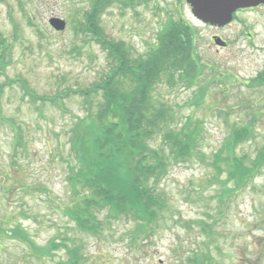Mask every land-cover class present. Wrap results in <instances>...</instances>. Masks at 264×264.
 Masks as SVG:
<instances>
[{
	"label": "rangeland",
	"instance_id": "374dc122",
	"mask_svg": "<svg viewBox=\"0 0 264 264\" xmlns=\"http://www.w3.org/2000/svg\"><path fill=\"white\" fill-rule=\"evenodd\" d=\"M93 2L0 0V264H56L65 249L51 246L62 241L78 247L82 264H264V6L217 28L196 20L185 0H111L90 25ZM51 17L65 29H51ZM175 22L189 28L201 72L189 86L179 70L163 72L150 92L153 105L171 101L173 131L198 126L184 134L194 132L191 156L170 162L160 180L165 219L146 239L124 218L83 232L67 211L64 163L77 164L72 129L88 116L75 91L112 69L99 38L142 58ZM216 156L248 158L260 171L236 187Z\"/></svg>",
	"mask_w": 264,
	"mask_h": 264
},
{
	"label": "trees",
	"instance_id": "16d2710c",
	"mask_svg": "<svg viewBox=\"0 0 264 264\" xmlns=\"http://www.w3.org/2000/svg\"><path fill=\"white\" fill-rule=\"evenodd\" d=\"M110 1L94 0L90 11L86 12L88 24H92L101 8ZM172 25L169 30L167 26L159 33L154 49L150 48L144 57L137 59L130 58L121 43L111 44L99 38L98 43L112 57V69L90 88L75 91L82 95L88 116L84 119L85 124L80 127L78 122L72 129L71 151L76 154L77 164L70 156L64 163L66 181L74 200L67 211L83 232L96 234L100 227L124 218L137 223L136 238L146 239L165 219L168 207L159 189L160 180L166 175L170 162L191 156L194 132L189 136L184 134L198 126L185 123L178 131H173L168 126L174 114L171 101L166 98L153 105L150 92L163 72L179 70L181 80L187 86L194 84L201 72L197 56L192 55L188 42L189 28L182 22ZM87 32L94 31L88 26ZM93 97L99 99L93 101ZM92 107L94 111H91ZM243 136L244 139L247 137L243 132L238 138ZM231 142L230 137L226 145ZM215 161L224 165L216 168L225 169L226 178L236 187L250 182L260 171V163L245 157L239 160L226 156L220 161L216 156ZM102 171L106 180L101 177ZM118 181L123 183L124 191H120ZM103 210L107 214L100 220L98 215ZM201 226L204 231L211 230L209 225ZM51 247L65 249V258L56 264H82L75 245L62 241ZM198 263L199 258H195L191 264Z\"/></svg>",
	"mask_w": 264,
	"mask_h": 264
},
{
	"label": "water",
	"instance_id": "95a60500",
	"mask_svg": "<svg viewBox=\"0 0 264 264\" xmlns=\"http://www.w3.org/2000/svg\"><path fill=\"white\" fill-rule=\"evenodd\" d=\"M185 2L197 20L217 27L228 24L232 19V13L237 9L264 4V0H185ZM48 23L56 31L65 28V21L57 17L50 18Z\"/></svg>",
	"mask_w": 264,
	"mask_h": 264
},
{
	"label": "flooded vegetation",
	"instance_id": "af4514ba",
	"mask_svg": "<svg viewBox=\"0 0 264 264\" xmlns=\"http://www.w3.org/2000/svg\"><path fill=\"white\" fill-rule=\"evenodd\" d=\"M258 8V7H257ZM225 47V46H224ZM223 48V47H222Z\"/></svg>",
	"mask_w": 264,
	"mask_h": 264
}]
</instances>
